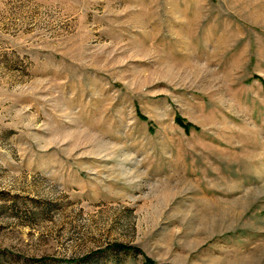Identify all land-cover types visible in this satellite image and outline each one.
<instances>
[{
	"label": "rangeland",
	"instance_id": "rangeland-1",
	"mask_svg": "<svg viewBox=\"0 0 264 264\" xmlns=\"http://www.w3.org/2000/svg\"><path fill=\"white\" fill-rule=\"evenodd\" d=\"M146 257L264 264V0H0V264Z\"/></svg>",
	"mask_w": 264,
	"mask_h": 264
},
{
	"label": "trees",
	"instance_id": "trees-1",
	"mask_svg": "<svg viewBox=\"0 0 264 264\" xmlns=\"http://www.w3.org/2000/svg\"><path fill=\"white\" fill-rule=\"evenodd\" d=\"M175 121L181 125L185 130H189L191 127H193L191 124L187 123L182 117L176 116ZM115 248L120 250H131L132 247L125 245V244H115ZM144 264H157L155 261L151 260L150 258L146 257L144 258Z\"/></svg>",
	"mask_w": 264,
	"mask_h": 264
}]
</instances>
